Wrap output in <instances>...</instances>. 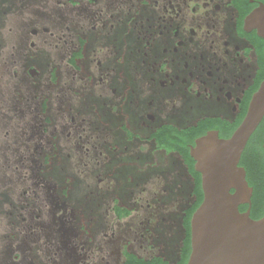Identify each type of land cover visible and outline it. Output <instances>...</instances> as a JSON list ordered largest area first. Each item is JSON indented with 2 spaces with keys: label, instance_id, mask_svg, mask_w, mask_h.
<instances>
[{
  "label": "flooded vegetation",
  "instance_id": "af4514ba",
  "mask_svg": "<svg viewBox=\"0 0 264 264\" xmlns=\"http://www.w3.org/2000/svg\"><path fill=\"white\" fill-rule=\"evenodd\" d=\"M263 6L5 0L0 264H179L204 198L196 140L230 137L264 82L247 23ZM260 136L262 218L264 118L240 166L249 181Z\"/></svg>",
  "mask_w": 264,
  "mask_h": 264
},
{
  "label": "water",
  "instance_id": "95a60500",
  "mask_svg": "<svg viewBox=\"0 0 264 264\" xmlns=\"http://www.w3.org/2000/svg\"><path fill=\"white\" fill-rule=\"evenodd\" d=\"M264 39V6L248 19ZM264 118V82L254 93L247 113L228 138L210 131L196 140L192 155L202 175L204 198L191 218V253L187 264H264V217L254 219V188L245 167L243 151Z\"/></svg>",
  "mask_w": 264,
  "mask_h": 264
},
{
  "label": "trees",
  "instance_id": "16d2710c",
  "mask_svg": "<svg viewBox=\"0 0 264 264\" xmlns=\"http://www.w3.org/2000/svg\"><path fill=\"white\" fill-rule=\"evenodd\" d=\"M258 128H261V123L258 126ZM249 151V155H252L251 160L245 161L244 164H246L248 170H249V184L254 188L253 196H252V216L254 219L261 218V136L258 141V146L253 148ZM199 190H201V183L199 181ZM203 197V195H202ZM247 206H245L243 209H246ZM188 225V238L186 239V246H185V254L183 256V259L179 264H187L190 253H191V225L190 221L187 222ZM137 260H134L135 264H142L143 262L139 263ZM161 264V263H160ZM168 264V263H164Z\"/></svg>",
  "mask_w": 264,
  "mask_h": 264
},
{
  "label": "rangeland",
  "instance_id": "374dc122",
  "mask_svg": "<svg viewBox=\"0 0 264 264\" xmlns=\"http://www.w3.org/2000/svg\"><path fill=\"white\" fill-rule=\"evenodd\" d=\"M4 2H5V0H0V17H2L3 16V13H2V10L4 9V7H3V5H4ZM1 165V164H0ZM0 169H1V167H0ZM0 174H1V171H0ZM6 199H8V194H7V192H4V193H2L1 191H0V204L2 203V201H3V206L4 207H6ZM0 211H1V209H0Z\"/></svg>",
  "mask_w": 264,
  "mask_h": 264
}]
</instances>
